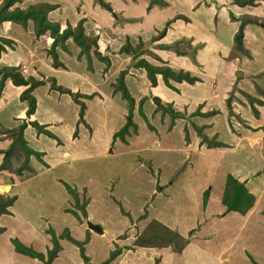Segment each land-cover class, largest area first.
<instances>
[{
	"label": "rangeland",
	"instance_id": "rangeland-1",
	"mask_svg": "<svg viewBox=\"0 0 264 264\" xmlns=\"http://www.w3.org/2000/svg\"><path fill=\"white\" fill-rule=\"evenodd\" d=\"M3 1L4 0H0V4L3 3ZM164 1L166 4L162 6L150 4V0H23L15 2L14 5L21 8L30 6L38 8V5L43 3L54 5L53 8L47 10L46 15L48 20L59 25V31L66 29L68 26L76 29L79 24L81 25L84 34L87 36L85 43L88 44V47L77 44L72 37H68L64 43L66 47H62L60 45L61 43L56 45L57 58H54L49 51L53 38L49 37L47 31L42 35L40 34L42 37L39 40L38 36L35 35L36 23L32 19H29L24 26L14 22L13 24L5 21L0 22V37L12 41L11 46H5V50L8 52L7 55H14L13 57L15 58L18 57V55L30 58L27 65L28 70L22 64L19 66L20 72L24 77L31 76L35 78V80H40L41 82V84L33 89L37 94L36 96L39 97L38 111L40 116L44 119H57L59 115H61L62 119L67 123V126H71L68 130L63 127V124L61 125L62 129L65 130V133L61 131L62 134H64L63 138L67 135L70 139V143L66 142L65 147L72 154L75 153L73 156L80 155L81 157V160L74 162L73 167L68 168L65 161L66 155L52 149L54 144L52 146L51 143H55L54 140H56L57 145L60 144L57 141L58 138L54 132L50 131L51 127L44 125V129H50L49 131L53 133L54 137L41 132L50 137L47 139V142L45 141L46 143L44 142L46 145L47 157H43V159L48 161V164H50L49 166H54L53 164L59 161L63 162L48 169L45 160L34 158V161L37 160L36 163L40 168L46 169H44V174L31 180L29 184L26 183V185H23L16 191H14L13 186V188L9 187L8 190L6 188L4 190L2 189L5 194H7L6 192L13 193L14 191L20 195L18 198L19 201L14 204L16 209L12 206L11 210L12 212L14 210L17 212L18 220L22 218V215H29L33 224H35L34 219L37 218V227L42 226L44 239L41 245L42 248H47L39 249V251L41 250L40 252L45 254V258H47L48 252L50 254L49 250L53 247L51 234L49 232L50 229L48 227L51 228L52 226L55 230L63 229L66 226L73 227L75 235L79 238L82 237L80 231H77L81 219L73 214H65L61 210L62 204L70 198L69 195L71 192H68L65 184L63 185L56 181L55 177L62 181H66L73 188H80L85 180L90 178L92 182H97L102 186L106 187L108 185V195L104 192L102 196H110L113 198L114 195H110V191L113 187L112 184L122 180L125 174L132 171L133 168H136V173H140L138 161L140 158H146L145 155L148 154L147 150L141 148L145 145L141 146V144H137V139L132 140L131 145L135 147L134 149L128 147L124 153H120L119 155L115 154L101 157L98 155L102 154V149L100 148L102 144L101 142L95 143V137L93 136V134H97V132L99 133L100 131L102 133L101 139L105 137V134L106 136L110 135L112 138V134L114 135L125 123L128 113V100L123 96V91L126 89L134 99L133 113L135 114V112H138L140 118H142V121L146 125L143 126L144 128L141 127L138 131L139 123H141L140 121L138 124L136 123L135 127H129L128 133L129 131L131 134L139 132V137H142V139L146 141V144H148L149 141V130L154 132L158 139L168 134L164 144L170 146L173 150L178 149L179 144H181V139L188 150L194 148L191 146L192 144L202 152L208 150L211 146L216 147L212 148V151L217 152L211 153L209 156L198 155V152L195 150V153H193L185 163L177 167L180 170L182 165H186L188 170L184 172V176L180 183L177 182L175 186L167 191L168 197L176 201L179 199L183 200L184 194L186 193L185 187L191 183V178L194 179L195 188L196 182L198 183L199 180L205 178L208 180L209 177H211L210 183L213 186V190H211L210 201L207 206L208 209L198 214V216H195L198 222H203V224L208 216H213L212 222L214 224L209 229L217 231L219 241L214 243V245L211 241V243H209V248L219 249L225 245L231 244V249H229L230 252L227 254V258H230L231 262H233L234 258L237 256H240L242 263H246L249 260L251 264V262L255 263L259 260H263L264 150L262 156L257 153L258 149L255 148L258 143L247 138L250 135V126L245 123L247 122V124H249L246 119L247 116L252 115L255 117L254 115L257 114L251 108L249 102L251 97H258L263 101V104L257 103L255 107L256 105L259 107L262 105L264 106V95L262 93L264 89V0H256L254 5L248 6L236 5L232 0ZM103 3H108L110 9H107ZM247 16H258L260 22L258 23L259 25L251 23L243 26V47L242 49H238L235 46V36L239 31L241 23L239 17L245 18ZM144 19H146L147 22H145ZM151 19L155 20L151 23ZM164 28V35L156 37ZM126 32H129V34H126ZM93 39H95L94 42ZM33 43L37 44L33 46ZM44 45H47V47H43ZM123 50L125 52H123ZM59 52L63 55V61L60 59ZM34 53L35 58L36 55L37 57L40 56L42 60H45L44 62L48 63V66L40 70L38 67L39 62H35V59L33 60L31 57ZM133 61H136V65L141 68H138V70L136 68L137 66L135 67L136 69L132 68L131 64ZM142 61H146L152 66H168L176 71H188L190 75L198 77V80L195 82H202L204 80L205 85L203 87H205V90L209 87L206 83L207 76L210 74L207 72H211L213 74L210 77H213V79L215 78L216 83L220 82L218 84L219 91L215 94L216 96H208L204 108L202 104L197 107L194 105L191 107V102H189V100L185 102L183 96H177L176 93L179 95H181V93L175 86L173 87V85L177 83L187 81H177L168 78L170 79L171 86H166L170 90H173L171 91L173 96L171 98L172 100L163 103L161 107H158L153 101L155 105L152 106L151 110L147 109L146 114L142 110V102H144L145 97H150V95L144 98L141 95L136 100L132 95L134 89L130 86V81H133L131 80L132 76L141 77L142 75L147 77L150 85H156V83H151L149 79L150 75L147 73L144 65L141 64ZM57 64H60L59 67H69V69L76 70L82 69V73L84 74L83 77L72 76L74 80L76 78L78 79L77 82L74 81L75 83L73 82L72 84V86L76 85L75 87L78 89V91H74L77 93L76 96L69 94V96H65L64 100H58L57 97L53 99L47 98L48 92L49 95L52 93V96L53 94L55 96L57 93L55 89H58L56 86L59 84H57L54 76L57 74L49 75L47 72L48 69L52 71L51 73H58L55 70L58 67ZM122 71H124L123 77L121 76ZM238 71H240L241 74H239ZM85 75H87V77H85ZM157 79L162 81L163 83H161L165 86L161 73L156 74V82ZM161 83L160 85L163 89L164 86ZM193 83L187 82V86L190 87L188 84ZM89 84L91 87H84ZM79 90L87 92L88 95L81 94ZM14 91L10 93V98L13 96L15 97V95L20 96L21 93L19 94L17 92L18 90ZM58 97H61L60 94ZM228 97H230L229 99L231 100V108L227 107ZM23 102V106L27 107V101ZM176 102L177 104H175ZM212 103L219 104V111L213 109L208 113L206 112L207 114L205 115L201 114V109L213 107L211 106ZM82 104L84 107H82ZM15 110V105L6 106L0 113V119L3 122L6 121L5 124H7L11 120V114H13ZM261 110L264 112V107L261 108ZM51 112L54 114H51ZM197 115H200L202 121H206V124L202 127L196 124L198 120L197 118L195 119L194 116ZM27 117H29L27 118L28 121H30V119H36L34 118L35 116L31 117V115ZM177 118H180L178 122L184 125L182 126L184 128L181 127V137L178 136V134H171L170 132ZM133 119L132 117V120ZM193 119L195 120L193 121ZM22 122L23 121H21L19 125H21ZM207 122L213 123L210 129L207 128ZM29 124L37 130L35 126L31 123ZM251 125L254 126V124ZM224 128L225 130H221V132L218 130ZM204 129L206 130L205 132ZM260 130L264 131V126H261ZM6 133L9 135L7 131ZM30 133L31 131L26 133L27 138H29ZM225 133L229 138L226 137L223 139ZM235 134L241 135L243 140H241V144H239V142L230 141V137L236 136ZM118 137L121 138L120 136ZM11 138L13 141L12 135ZM219 139L225 141V145L222 144L224 147L219 144L217 145ZM15 141H17L16 138ZM154 143H149V145L155 148ZM29 145L31 148L37 147V145L32 142H30ZM30 147L27 146V148L31 149ZM58 147H60V145ZM110 147H112V144L106 150ZM239 147L241 148L237 150ZM262 147H264V145ZM228 148L232 149V151L227 150ZM36 149L38 150L40 147ZM222 150H224V152H221ZM159 154L170 160V157L174 153L163 152ZM148 159L150 158L148 157ZM146 164L152 166L151 161H145V165H141L145 170H148ZM16 166L17 165H14V167ZM192 167L200 170H195L194 174H190L189 169ZM164 168L166 172L165 174L162 173L161 179H165L171 174H174L175 170L169 164H167L166 167L163 166V170ZM152 171V175L155 176L154 174H156L157 171L153 169V166ZM147 173L150 174L148 171ZM229 173L241 181L249 179L246 186L247 190L253 191V194H256L257 198L259 196L256 208L251 212V216H249L245 222L243 216L245 213L227 211L226 206L222 205L217 196V194L223 192L225 180ZM172 177L173 176H171V180L176 179V175ZM130 182L131 185L142 189H145L147 184L133 177H130ZM220 184L222 187L219 186ZM208 187L209 185L207 188ZM199 189L200 188L197 187L195 190L197 191ZM219 190L222 192H219ZM209 193L210 192L207 191L203 194V197L206 198ZM221 195H223V193ZM194 196L193 194V197L183 200L180 210L174 213L175 219H181L182 217L186 219L188 216L186 211L191 208L194 209L195 207L200 208V203H195ZM130 197H132V195L128 192H125L123 195V199H128ZM191 200H193L194 204L190 206ZM84 202V197L81 199L80 192L77 191V197L73 193L71 194V205L69 204V206L72 210H78L77 212L82 213V204L80 203ZM253 206L249 210H251ZM166 208L168 209L171 207ZM225 211L226 214L222 218L221 215L224 214ZM50 215H52V217L49 223L47 221ZM15 220L16 217L14 214H8L4 215L1 221L7 224L6 226H12V224H15ZM191 224V221L186 223L187 226ZM151 225L153 227V232H155L157 236L156 242L174 240L175 244H178L179 241V244H181V238L176 240L178 237L173 233L163 230V228L154 223ZM0 227V235H3L6 228ZM205 229L206 227L202 230L204 235L208 228ZM23 230L24 231L19 232L20 234H17L18 232L16 233V231H12V234H7V236L12 237L13 235L12 238L10 237L11 239L14 238V240H18L24 245H27V242H29L28 246L30 245V247L37 249L35 237L33 239V236L29 232H26V228H23ZM65 230L66 229H63L62 233L67 235L69 232ZM175 234L178 235L177 233ZM56 237L58 241L59 236L56 235ZM66 242L71 249H64L65 251L63 254L61 253L63 249H59L52 258V260L56 258L54 264H70L80 257L78 245L75 243L72 244L68 240ZM11 243L14 247V243L12 241ZM251 244L254 249L251 248ZM0 246L3 247L2 245ZM257 249H259L260 253L256 252ZM232 254H235V257H231ZM66 255L67 258L64 261ZM84 262L89 263L88 260Z\"/></svg>",
	"mask_w": 264,
	"mask_h": 264
},
{
	"label": "crops",
	"instance_id": "crops-1",
	"mask_svg": "<svg viewBox=\"0 0 264 264\" xmlns=\"http://www.w3.org/2000/svg\"><path fill=\"white\" fill-rule=\"evenodd\" d=\"M144 20L145 22H147L146 19ZM154 20L155 19H151L150 22L152 23ZM5 22H9L13 24V22L11 21H5ZM126 34H129V32H126ZM41 37L42 36H38L39 40ZM35 41H38V40H35ZM36 44L37 43H33L32 45L34 46ZM43 47H47V45H44ZM2 52H1L2 54L0 55V64L15 65V66H21L23 64V66L28 70L27 65L29 63L30 58H26L25 56L22 57L21 55H18V57L15 58L13 57L14 55H7L8 54L7 50H4ZM58 54L60 55L61 61H63L62 59L63 55L60 52ZM31 57L33 60L35 59V62L37 63L39 62L38 67L40 68V70L41 68L48 66V63L44 62L45 60H42L40 56L37 57L36 55V58H35V53L31 55ZM131 66L134 69L137 68V70L138 68H141L136 65V61H133ZM55 70L58 73H51L52 71L51 70L49 71L48 69H47V72L49 73V75L57 74V75H54L57 81V84H59L57 87H60L61 89H63V91L59 89L57 90L55 89V92L57 93L55 96L53 94L54 97L52 96V93L51 95H49V92H48L47 98L53 99L57 97L58 100L59 99L64 100L65 96H69V93H66V92L62 93L66 89L67 90L69 89L73 93H76L74 91H78L77 87H75L76 85L72 86L73 82L74 81L77 82L78 79L76 78L74 80L72 76L73 77H83L84 74L82 73V69H79V70L71 69V68L69 69V67H66V68L59 67V65ZM207 73L210 75L207 76L206 84H208L209 87L206 90L204 89L205 87H203L205 85L204 80L202 82H195L193 84H188L190 87L187 86V82H181V83H177L176 85H173V87L175 86L176 89L179 90L181 93V95L177 93L176 95L183 96V99L185 100V102L189 100V102H191V107L193 105L197 107L200 104H202L204 108L205 101L208 98V96L215 95L219 91L218 84L220 83V82L216 83L215 78L213 79V77H210L213 73L211 72H207ZM85 77H87V75H85ZM62 79L65 81H63ZM131 80L133 81H130V86L134 89L132 95L133 97H135L136 100L141 95L143 96V98L147 95H150V97L149 96L145 97L144 102H142V110L146 114H147L146 110L147 109L151 110L152 106L155 105L153 104L154 97L160 98L162 103L170 102V100H172L171 98L173 96H172L171 91L173 90H170L166 85L164 86L162 84L163 82L160 81L159 79H157L155 86L150 85L147 77H144L143 75L141 77L132 76ZM209 80H210V84H209ZM160 83L164 86L165 89L164 88L162 89V86L160 85ZM88 86L91 87L90 84L84 87H88ZM142 86H144L145 88ZM26 87H27L26 85H15L12 83L11 80L8 79L5 81L4 87L1 91L0 113L6 108V106H10V105H15L16 110L13 114H11L12 115L11 120L7 124H5L6 121L3 122L0 119V163L4 156L3 151H5L10 146V143L12 141L11 136L8 135L6 131L9 128L16 127L17 125H19L21 121L26 122V125L23 128V135L26 141V145L30 147L29 143L32 142L33 144L37 145V147H40V149L38 150L36 149L37 147L36 148L30 147V148L34 151H39L40 153H42L40 156V160H43V161L45 160L43 159V157L44 158L47 157V150H46L45 143L47 142V139L50 137L44 135L43 133H38L37 130L34 129L29 124L30 121L36 120L40 124L43 123V125H47L51 127V130L50 129L48 130L55 133L56 137L58 138L57 141L60 143L59 145L61 147V148L58 147L59 145H57L56 140H54L55 143H51L52 146L54 144L52 149H55L56 152H62L64 155H66L65 161H66L67 167L68 168L73 167L74 162H77V160H81V157L80 155L73 156V154L75 153L72 154L65 147L66 142H69L70 139H69V136L67 135H65V138H63L64 134H62L61 131L65 133V130L62 129L61 125L63 124V127L67 128L68 130L71 128V126L69 125L67 126V123L64 121V119H62L61 115H59L57 119L56 118H50V119L42 118V116H40L39 111H38L39 97H37L36 96L37 94L33 91L34 93L33 92L32 93L33 95L35 94L34 97L36 99V108H35L34 113L31 114V117L35 116L34 118L36 119H33V120L30 119V121H28L27 118L29 117H27L26 115L27 107L23 106L24 102L20 101V98L17 97L19 95H15V97L13 96L12 98H10L9 95L12 91L18 90L17 92L20 94L21 91ZM80 93L83 95H88V93L83 90L80 91ZM59 94L61 96L60 98L58 97ZM214 99H217V98H214ZM175 104H177V102ZM211 106L213 107H210L207 109L202 108L201 112L206 113V112L212 111L213 109L219 111V108H220L219 104L212 103ZM263 107H264L263 105L260 107L256 105L257 114L254 115L255 117H253L252 115L247 116L246 119L249 122V124H247V122L245 123L246 125L250 126V129H249L250 135L247 138L255 141V143L256 142L258 143L255 149H258L257 153H259L260 156L263 155V150H264V147H262L264 145V131L260 130L261 126H264V112H262L261 110V108ZM51 114H54V113L51 112ZM194 117L195 119L197 118L198 120L196 123L198 126L201 127L204 124H206V121L201 120L200 115H197ZM133 118H134L133 122L135 123V125L136 123L138 124V122L141 121V123H139L138 131L141 129V127L144 128L143 126L145 125V123L142 121V118H140L138 112H135V114L133 113ZM195 119H193V121ZM179 120L180 118L179 119L177 118L175 120L174 125L170 129V132L171 134H178V136L181 137V127L184 125H181V123L178 122ZM251 124H254V126H252ZM212 126H213V123L211 124V122H207L208 129H210V127ZM218 130L221 132V130L223 131L225 130V128L218 129ZM28 131H31L29 138L26 137V133ZM205 131L206 130L204 129V132ZM167 135L168 134H166L165 137L158 139L157 136L154 134V132L149 130V141H148V144H146V141L143 140L142 137H139V132L131 134V132L129 131V133L124 136V140L119 138L118 136L113 138V134H112V138L110 137V135L106 136L105 134V137L101 139L102 133L100 131L99 133L97 132V134H93V136L95 137L94 139L95 143L101 142L102 144L100 146V148L102 149V154H99L98 156L105 157V156H112L115 154L119 155L120 153H124L126 151V148L132 147L131 141L136 140V139L138 140L137 144H141V146L145 145L141 148H144V150H147L148 154L145 155L146 158L145 157L140 158V160L138 161V165H139L138 168L140 170L139 174L135 172L136 168H133L132 171H129L127 174H125L122 180H120L118 183L112 184L113 187L110 191V195L113 194L114 195L113 198H111L110 196L109 197L102 196V193L104 192L106 195H108V191H107L108 185L105 187L97 182H92L90 178H87L80 188H77V187L74 188L76 189V191L80 192V198L82 199V197H84L85 199V205H84L85 214L83 212L82 213L77 212L78 210L77 211L74 210L77 214H73L72 212L69 211V209H71V207L69 206V204L71 205L70 198L67 199L68 202L66 201L64 202V204H62L61 210L65 214H73L77 218L81 219V221L78 224L77 231H80V235L82 237L79 238L77 235H75V230L73 229V227L66 226L63 229L68 230L69 235L73 237L74 239L78 241H84V240L86 241V243L84 244V255L88 258L87 260L89 262L87 263L83 261L84 259L80 253L79 247L76 245L78 247L80 257L70 264H237V263L250 264L249 260L246 263H242L241 262L242 260H240V256H237L236 258H234L233 262H231L230 258H227L228 257L227 254L230 252L229 249H231V244L225 245L219 249H210L209 243H211V241L213 245L214 243L219 241V236H218L217 231L209 229L214 224L212 222L213 216L210 215L207 217V219L204 222L205 225L203 224V222L199 223L198 219L195 218L196 215L198 216V214H200L201 212H205L208 209L207 206L209 204L208 202L210 201L211 190H213V186L210 183L211 177H209L208 180H206L207 178H205V179L199 180L198 183L196 182L195 188H194V184H195L194 179L192 178L190 179L191 183L187 187H185L186 193L184 194L183 198L185 199V198L193 197V194H194L195 203H200V208L195 207L194 209L191 208L190 210L186 211L188 213V216L186 219H183V217L181 219H175L174 213L180 210L181 203L183 202L184 199L183 200L179 199L178 201H176L175 199L169 198L167 191L170 190L173 186H175L177 182L180 183V181L182 180L184 176V172L188 170L186 165H182L181 166L182 168L180 170L177 167H179L182 163H185V161L188 160L189 157L193 153H195V150L198 152V155H206V156H209L211 153H215L217 151H212V148H216V147L208 146L209 151L206 150L202 152L198 148H196L194 144L191 145L194 148L191 150H188L187 146L184 145L182 139H181V142H180L181 144H179L178 149L173 150L171 149L170 146L164 144V141L167 139L166 138ZM235 135L236 136L234 137H230V141L232 142L235 141L236 143L239 142V144H241V140H242L241 135L240 134H235ZM226 137L228 136L225 133L223 136V139H225ZM218 141L220 142L219 145L221 146L222 144L225 145L224 140L219 139ZM149 143H154L155 148H152L149 145ZM111 144H112V147L106 150ZM260 146L262 149L260 148ZM132 148L134 149L135 147H132ZM240 148L241 147L237 148V150ZM227 150L232 151V149H229V148ZM163 152H171V153H174L175 155L173 154L169 160L167 157H162V155L159 154ZM221 152H224V150H222ZM17 155L20 157L22 156V154H17ZM29 157H30L29 163L32 164V166L34 167V173L29 175L28 177L17 176L13 174V172H11L9 169H2L0 167V195L14 197L12 204L8 207V210L10 213H4L0 215V226L6 228L5 233L3 235H0V245L3 246V247L0 246V264H44L43 261L40 260L39 258L17 252L14 249L11 243V240H10L13 237V235L12 237L7 236V234H12L11 233L12 231H16V233L18 232L17 234H20L19 232L24 231L23 228H26L27 229L26 232H29L33 236V239L35 237V242H36L35 245L38 249V250L37 249L35 250L40 252L41 250L39 251V249L47 248V247L42 248L41 242H43L44 233H42L43 231L42 226L37 227V218L34 219L35 224H33V222L30 220L29 215H22V218L18 220L17 212L15 210L13 212L11 211L12 206L13 208H15L14 204L19 201L18 198L20 196L18 193L14 191H16L18 188H21L23 185H26V183L29 184L31 180L38 178L40 175L44 174L46 170L45 168L42 169L40 168L39 165H37L36 163L37 160L34 161V158L37 159L35 155L30 154ZM148 157L150 159H148ZM148 160L151 161L153 169L157 171V173L155 172L156 174H154L155 176H153L152 173L146 169L151 175L148 174L147 171L143 167H141V165L142 164L145 165V161H148ZM45 162H46V165H48L47 168L51 169L54 166L58 165V163H61L63 161H59L53 164L54 166H49L50 164H48V161L46 160ZM167 164H169L172 168H174L175 171L173 175L174 176L176 175V179L171 180V176H173L172 174L169 177H166L165 179H161L162 173L165 174L166 172L165 168L163 170V166L166 167ZM189 170H190L189 171L190 174H194L195 170L197 171L200 169H196L192 167ZM130 177L138 178L142 180L143 182L147 183L145 189L131 185ZM55 180L60 182L63 185L67 183L66 181L64 180L62 181L56 177H55ZM248 180L249 179L242 180V181H246L244 182L245 186H247ZM157 185L160 186V189L158 190H157ZM208 185L209 187L207 188ZM12 186L14 187L13 193L6 192L7 194H5V192H3L5 188L6 189L7 187L11 188ZM219 186L222 187L221 184ZM197 187H199L200 189L196 191L195 189H197ZM207 191H209L210 193L205 198L203 197V194H205ZM220 191L221 190H219V192ZM125 192L130 193L132 197L128 199L126 198L123 199V195L125 194ZM95 193H96V197H95ZM251 193H253V191ZM221 194H217V196L220 202L222 203ZM254 195L256 198L255 204H253L254 206L251 210H249L248 212L245 213V215H243L244 222L246 219H248L249 216H251L252 214L251 212L256 208V204L259 201V196L257 198V195L256 194ZM172 203H173V206H172ZM192 204H194L193 200L190 201V206ZM166 207H171V208L167 209ZM8 214L10 215L14 214L16 217V220L14 221L15 224H12V226L10 225L6 226L7 224L1 221L3 219V216L8 215ZM225 214H226V211L224 212V214L221 215V217L223 218ZM51 217L52 215H50V218H48L47 222L50 223L49 220L51 219ZM188 221L192 222V224L189 226L186 225ZM88 222L99 225V229H101V231L92 230L88 226ZM152 223L163 228V230H165L164 229L165 227L171 230L172 232L177 233L178 238L176 240L181 238L182 240L181 244H179L180 241L178 244H175L174 240H170L167 242L162 241L158 243L156 242L157 238H151V237L149 238V235L152 234L153 232V227L151 225ZM205 227L206 229L208 228V230L206 234L204 235L202 233V230ZM48 228L50 230H53L55 235L57 236H59L63 231V229L55 230L52 226L51 228L50 227ZM187 234L189 235V237ZM141 235H144V238H142V240L143 239L144 240L142 241L141 244H136L137 239ZM150 239H153V240H150ZM67 240L71 242L72 244H74L72 241H70L65 236H63L62 238L61 237L58 238L60 250L63 249L61 252L62 254L65 251L64 249H71V247L67 245V242H66ZM28 244L29 242H27V246ZM251 248L254 249L252 244H251ZM114 250H117V254L113 257V259L107 261V259L110 257L111 252ZM256 252L260 253L259 249H257ZM234 255L235 254H232L231 257H235ZM66 258H67V255L65 256L64 261L66 260ZM55 259L52 260L50 264H54ZM251 264H264V257H263V260H259L258 262H255V263L251 262Z\"/></svg>",
	"mask_w": 264,
	"mask_h": 264
},
{
	"label": "trees",
	"instance_id": "trees-1",
	"mask_svg": "<svg viewBox=\"0 0 264 264\" xmlns=\"http://www.w3.org/2000/svg\"><path fill=\"white\" fill-rule=\"evenodd\" d=\"M20 1H23V0H4L3 3L0 4V22L11 21V22L18 23V24H21L24 26L27 24V21L29 19H32L36 23V26H35V35L36 36H40V34L42 35L48 31L49 37L53 38V42H52V45H51L49 51L52 53L54 58H57V52L55 49L56 45L58 43L59 44L61 43L60 45L62 47H66L64 43L68 37H72L73 40H75L77 44H82V46L84 45V46L88 47V44L85 43V39L87 38V36L84 34L83 29H82L80 24L76 27V29L68 26L66 29L59 31V29H60L59 25H57V23L51 22L50 20L47 19L46 12H47V10L53 8L54 5H51L48 3H43V4H39L38 8H33L32 6L26 7V8H21V7L14 5L15 2H20ZM232 1L236 5L248 6V5H254L256 0H232ZM150 4H157L159 6H162V5H165L166 2L164 0H150ZM103 5L107 9H110L108 3H103ZM239 19H240L241 23L239 26V31L235 36V46L238 49H242V47H243V44H242L243 26L245 24H251V23L258 24L260 22V20H259L258 16H256V17L247 16L245 18L239 17ZM164 33H165V28L156 37H160V36L164 35ZM94 41H95V39H93V42ZM6 45L11 46L12 41L10 39L0 37V55H1V52L3 50H5ZM123 52H125V51L123 50ZM241 53H243V52H241ZM141 64L144 65L145 69L147 70V73L150 75L149 79L151 80L152 84L156 83V74L157 73L162 74V78L164 79L163 81H164L165 85H169V86H171V83L169 81L170 79H168V78L175 79L177 81H184L185 80L189 83H193L196 80H198V77L190 75V73L188 71H182V70L176 71L175 69L170 68L168 66H152L146 61H142ZM57 65H60V64H57ZM123 73H124V71L121 72L122 77H123ZM8 79L11 80L12 83L15 85H26V86L28 85L21 92L19 98L22 101H27L26 115L29 116L32 113H34L35 108H36V99H35L34 95L32 94V91L36 86L41 84L40 80H35V78H33L31 76L24 77L20 72L19 66L0 64V94H1V91L4 87L5 81ZM57 88L59 90L63 91V89H61L60 87H57ZM123 89H125V88H123ZM64 92L72 94L74 96L77 95V93H72L69 89L68 90L66 89ZM262 93L264 95V89H263ZM123 96L128 100V113L126 115V121L123 124V126L118 131H116L114 133L113 136L114 137L120 136L124 140V135L128 133V128L132 127V126L135 127L136 125L132 120L133 109H134V99L127 92L126 89H125V91H123ZM229 98L230 97H228V99H227V107L231 108V106H230L231 100ZM153 101L155 102V104L158 107L163 106L162 105L163 103L161 102L160 98L154 97ZM249 102H250L252 110L255 111V113H257V109L255 107V104H257V103L263 104V101L260 100L258 97H251ZM82 107H84L83 104H82ZM198 112L200 113L199 110H198ZM207 113H201V114L205 115ZM173 117H175V116H173ZM30 123L37 128L38 133L44 132L49 136H53V133L50 132L49 130L44 129V125L38 123V121L33 120V121H30ZM25 125H26V122H23L21 125H17L16 127H12V128L7 129V132L9 133V135L13 136V141H11L10 146L5 151H3L4 156H3V159L0 163V167L2 169H9L11 172H13V174L20 176V177H23V176L28 177L29 175L34 173V167L29 163L30 154L35 155L38 159L40 158V156L42 154L39 151H34L32 149L27 148L26 141H25L24 135H23V128ZM15 138L17 139V141H15ZM217 144H220V142L217 141ZM19 151L22 152V156H21L22 161H21V157L17 155V154H21ZM13 165H17V166L13 167ZM146 166H147L148 170L151 173H153L152 166L150 164H146ZM173 177H174V175H173ZM65 186L68 189L69 193L71 192V194L73 193L77 197L76 189L72 188L67 183H65ZM158 189H160V186H158ZM71 194H70V202H71ZM13 200H14V197H12V196L0 195V215L4 214V213H9L8 207L12 204ZM76 202H78V201H76ZM254 202H255V195L253 193H251L249 190H247L245 183L238 180L234 175L229 173L226 177V180H225V185H224L223 195H222V203L224 206H226V210L227 211H238L240 213H246L253 206ZM80 204H82L81 209H82V212L85 214V210H84L85 202L80 203ZM69 211L72 212L73 214H77L72 209H69ZM164 229L166 231L173 233L175 236L178 237V235H176L171 230H169L165 227H164ZM0 230H1V227H0ZM66 231L68 232V230H66ZM49 232L51 234V240L53 242V247L51 250H49L50 254L48 252L47 258H45L44 253L38 252L30 246L24 245L23 243L19 242L18 240H14V238L11 239V241L14 243V247H15V250L17 252H20V253H23L25 255H29L32 257L39 258L40 260L43 261L44 264H50L53 256H55L57 251L60 249V246H59V243L57 241V237H56L54 231L49 230ZM63 236H65L70 241H72L73 243L78 245V247L80 249V253H81L84 261H86L88 259L84 255V244L86 243V241L85 240L84 241H78V240L74 239L73 237H71L69 235V233H67V235H64L63 233H61L59 235V237H61V238ZM150 237L151 238H157V236L155 235V232H152V234L149 235V238ZM142 238H144V235H141L137 239L136 244H141L142 241L144 240V239L142 240ZM150 240H153V239H150ZM116 254H117V250L112 251L110 254V257L107 259V261L113 259V257Z\"/></svg>",
	"mask_w": 264,
	"mask_h": 264
},
{
	"label": "water",
	"instance_id": "water-1",
	"mask_svg": "<svg viewBox=\"0 0 264 264\" xmlns=\"http://www.w3.org/2000/svg\"><path fill=\"white\" fill-rule=\"evenodd\" d=\"M239 74H241L240 71H238ZM88 226L92 229V230H95V231H101V229H99V225L97 224H92L90 222H88Z\"/></svg>",
	"mask_w": 264,
	"mask_h": 264
},
{
	"label": "bare ground",
	"instance_id": "bare-ground-1",
	"mask_svg": "<svg viewBox=\"0 0 264 264\" xmlns=\"http://www.w3.org/2000/svg\"><path fill=\"white\" fill-rule=\"evenodd\" d=\"M7 189H9V187H7Z\"/></svg>",
	"mask_w": 264,
	"mask_h": 264
}]
</instances>
